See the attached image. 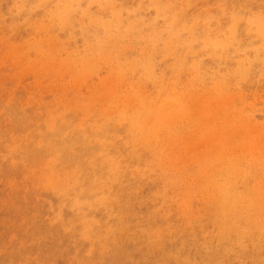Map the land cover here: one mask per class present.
Returning <instances> with one entry per match:
<instances>
[{
  "label": "rangeland",
  "instance_id": "obj_1",
  "mask_svg": "<svg viewBox=\"0 0 264 264\" xmlns=\"http://www.w3.org/2000/svg\"><path fill=\"white\" fill-rule=\"evenodd\" d=\"M263 22L264 0H0V264H264ZM189 90L197 100L186 98ZM183 97L190 105L202 101L201 109L179 110ZM224 97L233 98L229 106ZM143 100H150L145 108ZM152 101L158 112L173 105L159 115ZM212 101H219L215 121ZM160 116V123H179L162 125ZM249 125L259 131L249 135ZM215 132L228 139L214 145ZM208 138L215 141L198 151Z\"/></svg>",
  "mask_w": 264,
  "mask_h": 264
},
{
  "label": "bare ground",
  "instance_id": "obj_2",
  "mask_svg": "<svg viewBox=\"0 0 264 264\" xmlns=\"http://www.w3.org/2000/svg\"><path fill=\"white\" fill-rule=\"evenodd\" d=\"M109 1H110V0H109ZM162 1H163V0H162ZM220 2H221V1H220ZM223 2H224V1H223ZM225 2H226V1H225ZM113 3H114V2H113ZM119 3H120V2H119ZM168 3H169V2H168ZM189 3H190V1H189ZM199 3H200V2H199ZM108 4H109V3H108ZM108 4H107V5H108ZM114 4H116V3H114ZM186 4H187V3H186ZM191 4H192V3H191ZM225 4H226V3H225ZM225 4L223 3L222 5L225 6ZM99 5H100V4H99ZM105 5H106V4H105ZM139 5H140V4H139ZM139 5H138V6H139ZM161 5H162V3H161ZM169 5H170V4H169ZM196 5H199V4L196 3ZM201 5H202V4H201ZM23 6H25V5H23ZM108 6H109V5H108ZM121 6H122V5H121ZM138 6H137V7H138ZM153 6H154V5H153ZM163 6H165V5H163ZM232 6H233V5H232ZM234 6H235V4H234ZM234 6H233V7H234ZM246 6H247V5H246ZM110 7H111V6H110ZM123 7H124V6H122V8H123ZM137 7H136V8H137ZM170 7H171V6H170ZM186 7H188V6L186 5ZM225 7H226V6H225ZM56 8H57V7H56ZM67 8H68V7H67ZM117 8H118V7H117ZM168 8H169V7H168ZM188 8H189V7H188ZM218 8H219V5H218ZM235 8H236V7H235ZM237 8H238V7H237ZM20 9H21V8H20ZM58 9H59V8H58ZM109 9H110V8H109ZM113 9H114V7H113ZM120 9H121V8H120ZM151 9H152V8H151ZM161 9H162V8H161ZM181 9H182V8H181ZM210 9H211V8H210ZM210 9H209V10H210ZM212 9H213V8H212ZM216 9H217V7H216ZM244 9H245V8H244ZM139 10H140V9H139ZM185 10H187V8H186ZM207 10H208V9H207ZM209 10H208V11H209ZM224 10H225V9H224ZM227 10H228V9H227ZM232 10H233V9H232ZM234 10H235V9H234ZM236 10H237V9H236ZM239 10H240V9H239ZM239 10H238V11H239ZM241 10H242V9H241ZM52 11H53V10H52ZM119 11H120V10H119ZM119 11H118V13H119ZM133 11H134V10H133ZM205 11H206V10H205ZM212 11H213V10H212ZM212 11H211V12H212ZM217 11H218V10H217ZM58 12H59V11H58ZM180 12H181V11H180ZM201 12H202V11H201ZM201 12H199V13H201ZM211 12H210V13H211ZM220 12H221V11H220ZM241 12H242V11H241ZM253 12H255V11H253ZM253 12H252V14H253ZM50 13H51V11H50ZM133 13H134V12H133ZM237 13H238V12H237ZM249 13H251V12H250V9H249ZM260 13H261V11H260ZM55 14H56V13H55ZM232 14H233V15H231V16L233 17L235 14H234V12H233ZM241 14H242V13H241ZM241 14H240V15H241ZM50 15H51V14H50ZM113 15H114V14H113ZM166 15H167V14H166ZM173 15H174V14H173ZM173 15H172V16H173ZM211 15H212V14H211ZM167 16H168V15H167ZM214 16H215V14H214ZM241 16H242V15H241ZM114 17H115V19H116V16H114ZM120 17H121V16H120ZM155 17H156V13H155ZM162 17H163V15H162ZM175 17H176V16H175ZM204 17H206V16L204 15ZM212 17H213V16H212ZM226 17H227V16H226ZM256 17H259V16L257 15ZM117 18H118V17H117ZM141 18H142V17H141ZM157 18H158V17H157ZM167 18H168V17H167ZM173 18H174V17H173ZM177 18H178V17H177ZM219 18H220V17H219ZM233 18H234V17H233ZM253 18H254V17H253ZM120 19H121V18H120ZM162 19H164V18H162ZM197 19H198V18H197ZM207 19H208V18H207ZM257 19H258V18H257ZM259 19H260V18H259ZM113 20H114V19H113ZM141 20H142V19H141ZM176 20H177V19H175V21H176ZM233 20H234V19H233ZM243 20H244V19H243ZM107 21H108V20H107ZM122 21H123V19H122ZM146 21H147V20H146ZM175 21H174V23H175ZM195 21L197 22V20H195ZM237 21H238V20H237ZM240 21H241V20L239 19V22H240ZM254 21H255V20H254ZM102 22H103V21H102ZM109 22H110V20H109ZM142 22H143V21H142ZM176 22H177V21H176ZM205 22H206V21H205ZM235 22H236V21H235ZM256 22H257V21H256ZM261 22H262V21H261ZM94 23H95V22H94ZM103 23H104V22H103ZM198 23H200V22H198ZM237 23H238V22H237ZM247 23H248V22H247ZM254 23H255V22H254ZM257 23H258V22H257ZM263 23H264V22H263ZM100 24H101V23H100ZM134 24H135V23H134ZM137 24H138V21H137ZM150 24H151V23H150ZM152 24H153V23H152ZM203 24H204V23H203ZM94 25H95V24H94ZM108 25H109V24H108ZM192 25H193V24H192ZM249 25H250V23H249ZM101 26H102V25H101ZM103 26H104V25H103ZM195 26H196V25L194 24V27H195ZM233 26H234V25H233ZM115 27L119 28V26H115ZM132 27H133V26H132ZM134 27H135V26H134ZM140 27H141V26H140ZM152 27H153V26H152ZM171 27H172V26H171ZM184 27H185V25H184ZM184 27H183V28H184ZM223 27H224V26H223ZM128 28H129V27H128ZM209 28H210V27H209ZM244 28H245V27H244ZM111 29H112V28H111ZM133 29H134V28H133ZM139 29H140V28H139ZM144 29H145V28H144ZM154 29H155V28H154ZM170 29H171V28H170ZM224 29H225V28H224ZM251 29H252V27H251ZM255 29H256V28H255ZM137 30H138V29H137ZM142 30H143V29H142ZM155 30H156V29H155ZM187 30H188V29H187ZM187 30H185V31H187ZM191 30L193 31L194 29L191 28ZM229 30H230V29H229ZM236 30H237V29H236ZM110 31H111V30H110ZM157 31H158V30H157ZM214 31H215V30H214ZM221 31H222V29H221ZM248 31H249V30H248ZM105 32H106V31H105ZM127 32H128V31H126V33H127ZM183 32H184V31H183ZM198 32H199V31H198ZM201 32H203V31H201ZM225 32H226V31H225ZM128 33H130V31H129ZM177 33H178V32H177ZM179 33H180V32H179ZM193 33H194V31H193ZM221 33H222V32H221ZM229 33H230V32H229ZM246 33H247V32H246ZM249 33H250V31H249ZM251 33H253V32H251ZM255 33H256V30H255ZM255 33H254V34H255ZM117 34H118V33H117ZM117 34H115V36H116ZM159 34H160V33H159ZM159 34H158V35H159ZM194 34H195V33H194ZM200 34H201V33H200ZM204 34H205V33H204ZM256 34H257V33H256ZM122 35H123V34H122ZM131 35H132V34H131ZM146 35H147V34H146ZM149 35H150V34H148V36H149ZM170 35H171V34H169V36H170ZM180 35H181V33H180ZM115 36H114V37H115ZM144 36H145V35H144ZM161 36H162V35H161ZM226 36H227V35H226ZM238 36H239V35H238ZM259 36H260V35H259ZM263 36H264V34H263ZM116 37H117V36H116ZM166 37H168V36H166ZM170 37H171V36H170ZM178 37H180V36L178 35ZM219 37H220V36H219ZM239 37H240V36H239ZM128 38H129V37H128ZM137 38H138V37H137ZM147 38H148V37H147ZM222 38H223V37H222ZM261 38H263V37H261ZM161 39H162V38H161ZM172 39H173V38H172ZM181 39H182V38H181ZM219 39H220V38H219ZM237 39H238V38H237ZM239 39H240V38H239ZM253 39H254V38H253ZM108 40H109V39H108ZM135 40H136V39H135ZM144 40H145V39H144ZM174 40H175V39H174ZM174 40H173V41H174ZM210 40H211V39H209V41H210ZM223 40H224V39H223ZM255 40H256V39H255ZM114 41H115V40H114ZM146 41H147V40H146ZM157 41H160V40H157ZM163 41H164V40H163ZM173 41H172V42H173ZM179 41H180V39H179ZM179 41H178V43H179ZM204 41H205V40H204ZM204 41H203V42H204ZM206 41H208V39H206ZM209 41H208V42H209ZM220 41H221V39H220ZM225 41H226V40H225ZM240 41H241V40H240ZM104 42H105V41H104ZM108 42H109V41H108ZM127 42H128V41H127ZM142 42H143V41H142ZM164 42H166V41H164ZM191 42H192V41H191ZM193 42H194V41H193ZM193 42H192V43H193ZM232 42H233V41H232ZM244 42H245V41H244ZM244 42H243V43H244ZM120 43H121V42H120ZM130 43L132 44L131 41H130ZM237 43H238V41H237ZM107 44H108V43H107ZM115 44H116V43H115ZM127 44H129V43H127ZM165 44H166V43H165ZM168 44H169V43H168ZM183 44H186V43H183ZM183 44H182V45H183ZM204 44H205V43H204ZM211 44H212V42H211ZM218 44H219V43H218ZM241 44H242V43H241ZM247 44H248V43H247ZM105 45H106V44H105ZM138 45H140V43H139ZM146 45H147V43H146ZM152 45H153V44H152ZM177 45H178V44H177ZM131 46H132V45H130V47H131ZM184 46H185V45H184ZM203 46H204V45H203ZM212 46H213V44H212ZM227 46H229V45H227ZM114 47H115V46H114ZM120 47H121V46H120ZM206 47H207V46H206ZM206 47H205V48H206ZM236 47H237V44H236ZM236 47H235V48H236ZM244 47H245V46H244ZM255 47H256V46H255ZM258 47H259V46H258ZM263 47H264V46H262V48H263ZM104 48H106V47H104ZM104 48H102V49H104ZM128 48H129V47H128ZM131 48H133V46H132ZM146 48H147V47H146ZM158 48H160V47H158ZM177 48H178V47H177ZM200 48H201V47H200ZM202 48H203V47H202ZM205 48H203V49H205ZM223 48H224V46H223ZM223 48H222V50H223ZM260 48H261V47H260ZM151 49H152V48H151ZM154 49H155V45H154ZM171 49H172V48H171ZM213 49H215V48H213ZM241 49H242V48H241ZM249 49H250V48H249ZM257 49H259V48H257ZM124 50H125V49H124ZM226 50H227V49H226ZM246 50H247V49H246ZM253 50H254V49H253ZM263 50H264V49H263ZM100 51H101V50H100ZM118 51H119V50H118ZM174 51H175V50H174ZM227 51H228V50H227ZM240 51H242V50H240ZM255 51H256V49H255ZM261 51H262V50H261ZM102 52H103V53H102ZM106 52H107V50H102V51H101V53H102L103 55H104ZM109 52L112 53L111 51H109ZM142 52H143V51H142ZM150 52H151V51H150ZM190 52H191V51H190ZM236 52H237V51H236ZM244 52H246V51H244ZM175 53H177V52L175 51ZM175 53L173 52L174 55H176ZM231 53H232V52H231ZM242 53H243V52H242ZM259 53H260V52H259ZM141 54H142V53H141ZM144 54H145V52H144ZM166 54H167V52H166ZM168 54H169V53H168ZM173 54H171V55L174 57ZM191 54H192V53H191ZM221 54H222V53H221ZM228 54H229V53H228ZM232 54H233V53H232ZM243 54H244V53H243ZM243 54H242V55H243ZM124 55H125V54H124ZM142 55H143V54H142ZM142 55H141V56H142ZM152 55H153V54H152ZM169 55H170V54H169ZM233 55H235V54H233ZM244 55H245V54H244ZM106 56H107V55H106ZM106 56H105V57H106ZM125 56H126V55H125ZM209 56H211V54H210ZM223 56H224V55H223ZM8 57H9V56H8ZM102 57H103V56H102ZM102 57L100 56V59H102ZM167 57L169 58L170 56H167ZM227 57H228V56H227ZM245 57H248V56H245ZM259 57H260V56H259ZM126 58H127V57H125V60L127 61ZM141 58H142V57H141ZM151 58H152V57H151ZM180 58H182V57H180ZM185 58H186V57H185ZM220 58H221V60H222V57H220ZM98 59H99V58H98ZM143 59H144V58H143ZM197 59H198V58H197ZM201 59H202V58H201ZM210 59H211V58H210ZM227 59H228V58H227ZM246 59H247V58H246ZM263 59H264V58H263ZM135 60H136V59H135ZM150 60H151V59H150ZM161 60H163V59H161ZM178 60H179V59H178ZM207 60H208V59H207ZM214 60H215V58H214ZM216 60H217V59H216ZM239 60H241V59H239ZM243 60H244V59H243ZM141 61H142V60H141ZM141 61H140V62H141ZM151 61H152V60H151ZM164 61H165V60H164ZM180 61H181V60H180ZM184 61H185V59H184ZM184 61H182V62L184 63ZM194 61H195V60H194ZM202 61H203V60H202ZM246 61H247V60H245V62H246ZM248 61H249V60H248ZM248 61H247V62H248ZM252 61H253V60H252ZM256 61H257V60H256ZM261 61H262V60H261ZM96 62L99 63L98 61H96ZM116 62H117V61H116ZM138 62H139V61H138ZM176 62H177V61H176ZM195 62H196V61H195ZM195 62H193V63L195 64V66H197ZM205 62H206V61H205ZM220 62H222V61H220ZM225 62H226V61H225ZM97 63H96L95 65H97ZM120 63H121V62H120ZM148 63H149V62H148ZM183 63H182V64H183ZM193 63H192V64H193ZM202 63H204V62H202ZM231 63H232V62L230 61V64H231ZM233 63H234V62H233ZM253 63H254V62H253ZM104 64H106V63H104ZM108 64H109V63H108ZM134 64H135V63H134ZM159 64H160V63H159ZM177 64H178V62H177ZM182 64H181V65H182ZM208 64H209V63H208ZM225 64H226V63H225ZM263 64H264V63H263ZM119 65H120V64H119ZM175 65H176V64H175ZM184 65H186V64H184ZM201 65H203V64H201ZM221 65H222V64H221ZM238 65H239V64H238ZM101 66H102V65H101ZM106 66H107V65H106ZM139 66H140V65H139ZM222 66H224V65H222ZM226 66H227V65H226ZM99 67H100V66H99ZM132 67H133V66H132ZM137 67H138V66H137ZM169 67H170V66H169ZM169 67H168V68H169ZM180 67H182V66H180ZM180 67H179V68H180ZM216 67H217V65H216ZM250 67H251V66H250ZM263 67H264V66H263ZM86 68H87V67H86ZM129 68H130V67H129ZM152 68H153V66H152ZM187 68H188V67H187ZM235 68H236V67H235ZM243 68H244V67H243ZM243 68H242V69H243ZM190 69H191V67H190ZM218 69H220V68H218ZM232 69H233V68H232ZM255 69H256V68H255ZM91 70L93 71V69H91ZM136 70H137V68H136ZM154 70H155V69H154ZM176 70H177V69H176ZM178 70H180V69H178ZM191 70H192V69H191ZM257 70H258V69H257ZM84 71H85V70H84ZM89 71H90V70H89ZM148 71H150V69H149ZM151 71H152V70H151ZM187 71H188V70H187ZM193 71H194V70H193ZM210 71H211V70H210ZM217 71H218V70H217ZM227 71H228V70H227ZM77 72H78V71H77ZM86 72H87V71H86ZM86 72H85V73H86ZM104 72H105V71H104ZM135 72H136V71H135ZM135 72H134V70H133V73H135ZM144 72H145V71H144ZM153 72H154V71H153ZM177 72H178V71H177ZM180 72H181V71H180ZM191 72H192V71H191ZM191 72H190V75H191ZM202 72H203V71H202ZM212 72H213V71H212ZM218 72H219V71H218ZM222 72H223V71H222ZM230 72H231V71H230ZM74 73H75V72H74ZM79 73H80V72H79ZM85 73H83L84 76L87 74V73H86V74H85ZM93 73H94V71H93ZM108 73H109V72H108ZM108 73H106V74H108ZM175 73H176V72H175ZM203 73H204V72H203ZM223 73H224V72H223ZM226 73H227V72H226ZM251 73H252V72H251ZM254 73H255V72H254ZM261 73H263V71H262ZM88 74H89V73H88ZM179 74H180V73H179ZM195 74H196V73H195ZM195 74H194V76H195ZM197 74H198V73H197ZM215 74H217V73H215ZM79 75H80V74H79ZM90 75H92V74H90ZM97 75H98V74H97ZM104 75H105V74H104ZM104 75H103V77H104ZM117 75H118V73H117ZM161 75H162V73H161ZM180 75H181V74H180ZM208 75H209V74H208ZM212 75H213V74H212ZM218 75H219V74H218ZM220 75H221V74H220ZM99 76H100V75H99ZM140 76H141V75H140ZM154 76H155V75H154ZM159 76H160V75H159ZM200 76L203 77L202 75H200ZM205 76H207V75H205ZM214 76H215V75H214ZM235 76H236V75H235ZM76 77H77V75H76ZM76 77L74 76V78H76ZM81 77H83V76H81ZM116 77H117V76H116ZM120 77H121V76H120ZM146 77H147V76H146ZM151 77H152V76H151ZM191 77H192V75H191ZM201 77H200V78H201ZM210 77H211V76H210ZM233 77H234V76H233ZM233 77H232V78H233ZM260 77H261V76H260ZM85 78H86V76H85ZM114 78H115V77H114ZM138 78H139V76H138ZM160 78H161V77H160ZM162 78H163V77H162ZM196 78L198 79V78H199V75H198V77H196ZM196 78H194V81H195ZM204 78H205V77H204ZM204 78H203V80H204ZM217 78H218V77H217ZM224 78H225V77H224ZM232 78H231V79H232ZM119 79H120V78H119ZM130 79H131V78H130ZM149 79H150V77H149ZM157 79H158V77H157ZM191 79H192V78H191ZM214 79H215V78H214ZM219 79H220V78H219ZM234 79H235V78H234ZM257 79H258V78H257ZM257 79H256V81H257ZM102 80H103V78H102ZM109 80H110V79H109ZM109 80H108V81H109ZM117 80H118V79H117ZM122 80H123V79H122ZM188 80H189V79H188ZM198 80H199V79H198ZM215 80H216V79H215ZM103 81H104V80H103ZM112 81H113V80H112ZM157 81H158V80H157ZM178 81H179V80H178ZM186 81H187V80H186ZM218 81H219V80H218ZM225 81H226V80H225ZM235 81H236V80H235ZM105 82H106V81H105ZM114 82H115V81H114ZM152 82H154V80H153ZM155 82H156V81H155ZM158 82H159V81H158ZM158 82H157V84H158ZM188 82H189V81H188ZM190 82H191V80H190ZM190 82H189V83H190ZM196 82H197V80H196ZM196 82H195V83H196ZM203 82H205V81H203ZM231 82H232V81H231ZM110 83H111V82H110ZM121 83H122V82H121ZM121 83H120V84H121ZM173 83H174V82H173ZM233 83H234V82H233ZM237 83H238V82H237ZM248 83H249V82H248ZM250 83H251V82H250ZM105 84H106V83H105ZM139 84H140V83H139ZM141 84H142V83H141ZM212 84H213V83H212ZM214 84H215V83H214ZM243 84H244V83H243ZM107 85H108V84H107ZM191 85H193V84H191ZM229 85H230V84H229ZM246 85H247V84H246ZM246 85H245V86H246ZM139 86H140V85H139ZM139 86H138V89H139ZM158 86H160V83H159ZM184 86H185V84H184ZM201 86H202V85H201ZM205 86H206V85H205ZM209 86H210V85H209ZM237 86H238V84H237ZM239 86H240V85H239ZM239 86H238V87H239ZM106 87H107V86H106ZM142 87H143V85H142ZM199 87H200V86H199ZM211 87H212V86H211ZM219 87H220V86H219ZM111 88H112V87H111ZM143 88H144V87H143ZM143 88H142V91L144 92V89H143ZM160 88H161V86H160ZM185 88H186V87H185ZM185 88H184V89H185ZM192 88H193V87H192ZM212 88H213V87H212ZM212 88H211V91H212ZM217 88H218V87H217ZM239 88H240V87H239ZM112 89H113V88H112ZM112 89H111V90H112ZM161 89H162V88H161ZM198 89L200 90V88H198ZM218 89H219V88H218ZM218 89H217L216 91H218ZM235 89H236V88H235ZM113 90H114V89H113ZM140 90H141V89H140ZM162 90H163V89H162ZM164 90H165V88H164ZM164 90H163V93H162V94H164ZM178 90H179V89H178ZM192 90H194V88H193ZM203 90H204V89H203ZM230 90H231V89H230ZM173 91H174V88H173ZM176 91H177V90H176ZM189 91H191V90H189ZM115 92H116V91H115ZM127 92H128V91H127ZM131 92H132V91H131ZM159 92H160V91H159ZM171 92H172V91H171ZM187 92H188V91H187ZM187 92H186V93H187ZM193 92H194V91H191L189 95L186 94V93L184 92V93L187 95V97H186V95H185V97L188 99V96H190V95L192 96L193 94H196V92H194V93H193ZM201 92H202V91H201ZM218 92H219V91H218ZM129 93H130V92H129ZM129 93H127V94L129 95ZM138 93H139V91H138ZM191 93H192V94H191ZM210 93H211V92H210ZM210 93L208 94V96L210 95ZM220 93H221V92H220ZM225 93H226V92H225ZM230 93H231V91H230ZM106 94H107V93H106ZM111 94H112V93H111ZM143 94H144V93H143ZM149 94H151V93H149ZM156 94H157V93H156ZM162 94H160V95H162ZM174 94H175V93H174ZM197 94H198V93H197ZM204 94H205V93H204ZM211 94H213V93H211ZM125 95H126V94H125ZM138 95H139V94H138ZM146 95H147V94H146ZM146 95H145V96H146ZM157 95H158V94H157ZM160 95H159V97H161ZM168 95H169V94H168ZM201 95H202V94H201ZM206 95H207V94H206ZM214 95H215V94H214ZM236 95H237V94H236ZM121 96H122V95H121ZM142 96H143V95H141V97H142ZM162 96H163V95H162ZM204 96H205V95H204ZM204 96H203V97H204ZM106 97H107V95H106ZM127 97H128V96H127ZM147 97L149 98V95L146 96V98H145L146 100L148 99ZM185 97H183V98L185 99V102H186L187 99H186ZM192 97H194L195 100H197V98H198V97H196V96H192ZM195 97H196V98H195ZM138 98H139V97H138ZM204 98L207 99L206 96H205ZM208 98H209V97H208ZM212 98H213V97H212ZM239 98H241V96H240ZM123 99H124V101H125V100H126V101L128 100V98H125V96H124ZM129 99H130V98H129ZM145 99H144V100H145ZM156 99H157V98H156ZM156 99L153 100V101H157V103H158L160 100L158 101V100H156ZM159 99H160V98H159ZM177 99H178V98H177ZM179 99H180V101H179L178 103L176 102V103H177L176 105L178 106V108H179L180 104L183 105L182 107H184V104H188V106L194 105V106L196 107V103H198V106H197L196 108H194V109H196V111H197L198 108H200V109H201V107H202V109L204 108V99L202 98V96H201V99L203 100V102H202V101H198V102L193 101V102H195V103L192 102L193 104H191V105H190L189 103H187V102H186V103L182 102V101H184V100H182L181 98H179ZM190 99H191V98H189V100H187V101L189 102ZM199 99H200V98H199ZM199 99H198V100H199ZM201 99H200V100H201ZM209 99H210V98H209ZM224 99H225V101H224L223 98H222V100L225 102V104L227 103L228 106L230 105L231 100L233 101V98H230L231 100H230V102L228 103V99H226L225 97H224ZM244 99H245V98H244ZM105 100H106V98H105ZM114 100H115V99H114ZM118 100L120 101V99H118ZM144 100L142 101V102H143L142 105H141L142 107H144L146 104H148V103L150 102V100H149V102L146 101L147 103L145 102V103H146V104H145V103H144ZM181 100H182V101H181ZM220 100H221V99H220ZM222 100H221V101H222ZM106 101H107V100H106ZM121 101H122V100H121ZM121 101H120L119 103H121ZM129 101H130L129 104H130V106H131V104H133V101H132V99H130ZM153 101H152V105H150V106L152 107V106L154 105L153 109H154V110H157V111H156V113H157V112H158V108H157V107H159V106H158V104H157L156 102H155V104H156L157 106H155V104H153V103H154ZM162 101H163V100H162ZM167 101H168V100H167ZM208 101H209V100H208ZM208 101H207V102H208ZM223 101H222V102H223ZM234 101H235V98H234ZM245 101H246V100H245ZM117 102H118V101H117ZM131 102H132V103H131ZM163 102H164V101H163ZM190 102H191V101H190ZM199 102H202V103L200 104ZM207 102L205 101L206 104H208ZM212 102H213V101H212ZM125 103H127V102H125ZM167 103H168V102H167ZM216 103H219V101H217ZM216 103L213 102L211 105H212V106L214 105V108L217 107V109H218V108H219V104H216ZM235 103H236V101H235ZM123 104H124V103H123ZM127 104H128V103H127ZM134 104H135V103H134ZM170 104L173 105L172 103H170ZM178 104H179V105H178ZM199 104L201 105V107L199 106ZM206 104H205V105H206ZM215 104L218 105V106H215ZM220 104H221V103H220ZM232 104H233V102H232ZM232 104H231V105H232ZM135 105L137 106L138 103H136ZM135 105H134V106L132 105V106L134 107V109H137V107H136ZM163 105H164V104H163ZM165 105H169V104H165ZM165 105L163 106L162 109H161V108H159V109H161V111H162V110L164 111L165 108H166ZM171 105H169V106L167 107V108H168L167 111H170L169 108L172 107ZM174 105H175V104H174ZM202 105H203V106H202ZM211 105H210V106H211ZM227 105H226V106H227ZM130 106H129V107L125 106V108L127 107V108L129 109ZM148 106H149V105H148ZM177 106H175V107H176V109L178 110ZM207 106H208V105H206V109H207ZM228 106H227V107H228ZM111 107L114 108L115 106H111ZM135 107H136V108H135ZM145 107H146V106H145ZM145 107H144V108H145ZM151 107H150V109H149V110H151L150 112H152V110H153ZM160 107H161V106H160ZM164 107H165V108H164ZM175 107H173L174 110H175ZM182 107H181V108H182ZM250 107L252 108V105H251ZM115 108H116V107H115ZM115 108H114V109H115ZM118 108H120V107L118 106ZM125 108H124V109H125ZM139 108H140V107H139ZM139 108H138V109H139ZM144 108H143V109H144ZM147 108H148V107H147ZM155 108H157V109H155ZM181 108H179V110H181ZM189 108H190V107H188V109H189ZM191 108H192V106H191ZM191 108H190V115H191V113H192L193 111H195L194 109L192 110ZM244 108H245V107H244ZM106 109H107V108H106ZM114 109H113V110H114ZM131 109H132V108H130V110H131ZM173 109H172V110H173ZM188 109H186V113H187V111H189ZM200 109H199V110H200ZM211 109H213V108L211 107ZM217 109H216V108L213 109V111H215V112H212V110H210V111H211L210 113H211L212 115H213L214 113L217 115V116H216V115L214 114V116H213V118L215 117L214 121H215L216 119H218V118H216V117H218V115H219V114L216 113V112L219 113V111H217ZM225 109H226V108H225ZM227 109H228V108H227ZM252 109H253V108H252ZM3 110H4V109H3ZM113 110H112V111H113ZM115 110H117V109H115ZM125 110H126V109H125ZM144 110H145V109H144ZM144 110L141 111V109H140L141 113L144 112V113L146 114V112H145L146 110H145V111H144ZM179 110H178L177 112H178V113H181ZM183 110H184V109H183ZM199 110H198V111H199ZM204 110H205V109H203V111H202V112H203V115L206 114V113H205L206 110H205V111H204ZM207 110H208V109H207ZM218 110H219V109H218ZM242 110L244 111V109H242ZM127 111H128V110H126V113H127ZM134 111H135V110H134ZM161 111H159L158 114H159ZM196 111H195V112H196ZM235 111H236V110H235ZM107 112H108V111H107ZM136 112H137V111H136ZM154 112H155V111H154ZM164 112H165V111H164ZM164 112H163V113L161 112V114L164 115ZM172 112H174V111H172ZM175 112H176V111H175ZM182 112H183V111H182ZM195 112H193L192 115H193V114H197V117H199V114H200V113H198V112L195 113ZM244 112H245V111H244ZM247 112H248V111H247ZM115 113H116V112H115ZM168 113L170 114V112H168ZM168 113H167V114H168ZM178 113H177V116H178ZM235 113H236V112H235ZM242 113H243V112H242ZM242 113H241V114H242ZM112 114H113V113H112ZM128 114H129V113H128ZM150 114H151L152 117H148V118H147V120L151 118L149 121H151V120L154 118V117H153V113H150ZM150 114H149V116H150ZM161 114H159V115H161ZM174 114H175V115H174ZM183 114H184V113H183ZM239 114H240V113H239ZM124 115H125V114H124ZM132 115H133V114H132ZM142 115H143V114H142ZM154 115H155V113H154ZM192 115H191V116H192ZM200 115H201V114H200ZM206 115H207V114H206ZM209 115H210V114H208V116H209ZM220 115H221V114H220ZM234 115H235V114L233 113V115H231V117L234 116ZM156 116H158V115H156ZM156 116H155V117H156ZM171 116H173V117L175 116V117H176V113L171 114ZM180 116H182V113H181V115L179 114V119H178L179 122L182 121V118H183V117H181V119H180ZM127 117H128V116H127ZM137 117H138V116H137ZM163 117H164V116H163ZM173 117H172V120L170 119L171 122L173 121V122L171 123V125H172L173 123H174V124H175V123H179V122H175V121H174V120H177L178 117L175 118V119H173ZM193 117H195V115H193ZM209 117H210V116H209ZM220 117H222V116H220ZM226 117H227V116H226ZM234 117H235V116H234ZM241 117H242V116H241ZM243 117H244V116H243ZM132 118H133V117H132ZM187 118H188V117H187ZM210 118H211V117H210ZM239 118H240V116H239ZM160 119H161V120H160ZM160 119H158V120H159V123H160V121H162L161 116H160ZM183 119H184V118H183ZM197 119H199V118H197ZM211 119H212V118H211ZM211 119H208V118H207V120L203 119V120H205V121H202V122H206V121H208V120L211 122ZM227 119H228V117H227ZM227 119L224 120L225 123H228V122H229V121L227 122ZM242 119H243V118H242ZM121 120H122V116H121ZM128 120L131 121V118L127 119V121H128ZM132 120H133V119H132ZM137 120H138V119H137ZM140 120H141V118H140ZM147 120H146V122H149V121H147ZM167 120H168V119H167ZM167 120H166V121H167ZM170 120L167 121L169 124H170ZM194 120H195V119H194ZM212 120H213V119H212ZM220 120H222V119L220 118ZM220 120H219V121H220ZM243 120H244V121H247L245 118H244ZM125 121H126V120H125ZM127 121H126V122H127ZM142 121H143V119L141 120V122H142ZM152 121H153V120H152ZM152 121H151V122H152ZM164 121H165V120H164ZM200 121H201V120H200ZM214 121H213V122H214ZM217 121H218V120H217ZM219 121H218V122H219ZM131 122H132V124H133V121H131ZM141 122H140V123H141ZM167 122H165V123L163 122V123L165 124V126L168 125ZM182 122H183V121H182ZM193 122H194V121H193ZM193 122H192V123H193ZM222 122H223V121H222ZM236 122H237V121H236ZM251 122H253V120H252ZM124 123H125V122H124ZM129 123H130V122H129ZM137 123H138V122H137ZM140 123H139V124H140ZM143 123H144V122H143ZM143 123H141V124H143ZM163 123H160V124L163 125ZM166 123H167V124H166ZM180 123H181V122H180ZM189 123H190V122H189ZM198 123H200V122H198ZM216 123H217V122H214V124H216ZM223 123H224V122H223ZM225 123H224L223 125H225ZM241 123H242V122H241ZM134 124H135V123H134ZM141 124H140V125H141ZM147 124H148V123H147ZM147 124H146V125H147ZM152 124H153L152 126H153V128H154V127H155V126H154V121H153ZM157 124H158V122H155V125H157ZM160 124H159V126H162V125H160ZM182 124H183V123H182ZM182 124H181V125H182ZM187 124H188V123H187ZM202 124L205 126L204 123H202ZM202 124H201V123L199 124V125L202 126V128L200 127L201 130L204 128ZM236 124H239V123H236ZM236 124H235V125H236ZM250 124H251V123H250ZM148 125H150V124H148ZM171 125H170V126H171ZM176 125H178V128H179V125H180V124H176ZM210 125H211V123L208 124V127H209ZM218 125H222V123L220 122ZM235 125H234V127H237V125H236V126H235ZM239 125H240V124H239ZM174 126H175V125H174ZM214 126H215V125H214ZM216 126H217V125H216ZM246 126H247V125H245L244 127H246ZM258 126L261 127V124H259ZM142 127L144 128V127H147V126L143 125ZM150 127H151V126H150ZM219 127H220V128H218V127H216V128H218L219 130L222 129V128H221L222 126H219ZM249 127H250V125H249ZM252 127H253V129H256L257 132L259 131V130H257V128H254V127H256V125H255V126H251L250 129L247 128V130H246V132L249 130V132H248L249 135H252V134H250V133H251L250 131H251V128H252ZM95 128H96V127H95ZM155 128L163 133V131L160 130L161 127H158V126H157V127H155ZM168 128H169V126H168L166 129H165V127H164L165 131H167ZM171 128H172V127H170V129H171ZM176 128H177V126H176ZM232 128H233V127H232ZM232 128H231V129H232ZM238 128L240 129V127H237L236 129H233V130H232V132H233L234 130H236V135H237V134L239 133V131H240V130H238ZM242 128H243V127H242ZM242 128H241V130H242ZM133 129H136V130H137V128H134V127H133ZM133 129H132V130H133ZM170 129H169V130H170ZM194 129H196V128H194ZM231 129H230V131L228 130V132H231ZM253 129H252V133L255 135L257 132H255ZM130 130H131V129H130ZM136 130H134V131H136ZM143 130H144V129H143ZM145 130H148V129H145ZM174 130H175V129H174ZM184 130H185V129H184ZM154 131H155V129H154ZM159 131H158V132H159ZM182 131H183V130H182ZM186 131H187V130H186ZM197 131H200V130L197 129ZM237 131H238V132H237ZM244 131H245V128H243L242 132H244ZM253 131H254V132H253ZM260 131H261V130H260ZM130 132H131V131H130ZM148 132H149V130H148ZM174 132H175V131H174ZM193 132H196V131L194 130V131H192V133H193ZM219 132H220V131H218V133H219ZM137 133H139V132L137 131ZM153 133H154V132H153ZM159 133H160V132H159ZM162 133H161V134H162ZM207 133H208V130H207ZM207 133H206V134H207ZM211 133H212V132H211ZM211 133H208V134H211ZM215 133H216V132H215ZM263 133H264V132H263ZM263 133H260L259 136L256 134V137L258 136V138L260 137V139H261V138L263 137V136H262ZM119 134H120V133H119ZM135 134H136V133H135ZM147 134H149V133H147ZM147 134H146V135H147ZM206 134H205V135H206ZM212 134H213V133H212ZM228 134H229V133H228ZM228 134H227V133L225 134V132H224V134H223L222 136H224V138L227 137V139H228V136H226V135H228ZM234 134H235V132H234ZM244 134H245V133H244ZM261 134H262V135H261ZM157 135H158V134H157ZM232 135H233V134L230 133V136H229V137H231ZM236 135H234V137H232L233 140H235V138L238 136V135H237V136H236ZM241 135H242V134L239 133V137H240V138H241ZM245 135H247V134H245ZM260 135H261V136H260ZM140 136H141V135H140ZM140 136H139V137H140ZM169 136H170V135H169ZM172 136H174V135H172ZM191 136H192V135H191ZM217 136H219V135L216 133L215 139H217L218 141L216 140V143H214V145H217V142H221L222 139H223L222 136H220V137H221L220 139H219V137L217 138ZM235 136H236V137H235ZM129 137H130V135H129ZM144 137H145V136H144ZM158 137H159V136H158ZM166 137H167V136H166ZM181 137H182V136H181ZM184 137H185V136H184ZM184 137H182V138H183V141H184L183 143L186 144V143H185V142H186L185 140H188V142H189V137H187V136H186L187 138H184ZM212 137L214 138V134H213ZM146 138H147V136H146ZM146 138H145V139H146ZM171 138H172V137H171ZM210 138H211V136H210ZM232 138H230V139H232ZM242 138H243V137H242ZM246 138H247V136L245 137V139H246ZM145 139H144V140H145ZM153 139H154V138H153ZM155 139H156V138H155ZM184 139H185V140H184ZM215 139H212V140L215 141ZM250 139H251V138H250ZM129 140H130V138H129ZM134 140H135V139H134ZM140 140H142V139L140 138ZM140 140L138 139V141H140ZM156 140H157V139H156ZM164 140H165V138H164ZM169 140H170V139H169ZM190 140H191V139H190ZM210 140H211V139H210ZM210 140H209V138H208V140H204V139H203V141H201L200 143H197V144L199 145V144H201V143H206L207 141H209V142L206 143L205 147L207 146V144H209V145L211 146V142H212V140H211V141H210ZM238 140H239V139H238ZM145 141H147V140H145ZM145 141H144V142H145ZM153 141H154V140H153ZM153 141H152V139H150V142L153 143ZM175 141H177V140H175ZM181 141H182V140H181ZM231 141H232V140H231ZM231 141H230V143H231ZM250 141H251V140H250ZM255 141H256V140H255ZM259 141H260L261 144H262V141H261V140H259ZM133 142H134V141H133ZM136 142H137V141H136ZM142 142H143V141H142ZM144 142H143V143H144ZM154 142H155V141H154ZM157 142H158V141H157ZM192 142H193V139L190 141V143L192 144ZM226 142H227V141H226ZM138 143H139V142H138ZM146 143H147V142H146ZM190 143L188 144V146L190 145ZM212 143H213V142H212ZM222 143H223V142H222ZM227 143H228V142H227ZM230 143H229V145H227V148H226L227 150H228V146L233 145L232 143H231V144H230ZM255 143H256V142H255ZM255 143L253 142L252 145H250V143H249V146H248L247 143H246V147L244 146L245 148H244V147H242V148H244L245 151L249 152V151H250L249 149L246 150L247 146L250 147V148H252V149H253V147L256 148V146H258L259 144L253 146V144H255ZM154 144H155V143H153V147L155 146ZM177 144H178V143H177ZM194 144H196V143L193 142L192 146H194ZM197 144H196L194 147L191 146V148H193V149L196 148V149H197V148H198V147H197ZM135 145H136V144H135ZM142 145H143V144H142ZM203 145H204V144H203ZM240 145H241V144H240ZM243 145H244V144L242 143L241 146H243ZM185 146H186V145H185ZM200 146H201V148H202V144L199 145L198 151H199V149H200ZM252 146H253V147H252ZM135 147H136V146H134V148H135ZM146 147H147V146H146ZM153 147H152V150L149 148V149L151 150V152L153 151V149H156V148H153ZM208 147H209V146H208ZM208 147H207V148H208ZM216 147H217V146H216ZM216 147H215V148H216ZM230 147H231V146H230ZM232 147H233V146H232ZM239 147H240V146H239ZM239 147H238V148H239ZM134 148H133V149H134ZM191 148H190V150H191ZM210 148H211V147H210ZM212 148H213V147H212ZM215 148H214V149H215ZM236 148H237V147H235V149H236ZM242 148L240 147V149H242ZM257 148H260L259 150H261V145H260L259 147H257ZM193 149H192V151L195 150V149H194V150H193ZM224 149H225V148H224ZM224 149H223V150H224ZM226 149H225L224 151H226ZM235 149H233V151H235ZM240 149H239V150H240ZM146 150H148V148H147ZM181 150H182V149H181ZM187 150L189 151V155H190V152H192V151H190L189 149H187ZM200 150H201V149H200ZM216 150H217V148H216ZM216 150H214V151H216ZM231 150H232V149H231ZM231 150H229V151L232 153ZM236 150H238V149H236ZM239 150H238V151H239ZM242 150H243V149H242ZM242 150H241L240 152H243ZM254 150H255V149H254ZM229 151H227L228 153H227V152H223V153H221V154L223 155L224 153H225V154L227 153L226 155H228V154H229ZM238 151H237V153H238ZM245 151H244L243 153L246 154ZM256 151H257V152H256ZM256 151H255V152L258 153V150H256ZM151 152H150V153H151ZM181 152H182V151H181ZM183 152H184V151H183ZM185 152H187V151H185ZM195 152H197V151H195ZM251 152H253V153L255 154V152H254L253 150H252ZM201 153H202V152H201ZM237 153H236V152H235V153L233 152L232 155H234V154L238 155ZM260 153H261V152L259 151V154H260ZM139 154H140V153H139ZM164 154H165V153H164ZM172 154H174V153L172 152ZM198 154H199V153H198ZM214 154H215V153H214ZM221 154H220V156H221ZM225 154H224V155H225ZM239 154H240V153H239ZM254 154H253V155H254ZM151 155H152V154H151ZM176 155H177V154H176ZM181 155H182V154H181ZM183 155H184V153H183ZM193 155H194V154H193ZM218 155H219V154H218ZM226 155H225V156H226ZM229 155H230V154H229ZM229 155H228V156H229ZM240 155H241V154H240ZM257 155H258V154H257ZM261 155H262V153H261ZM152 156H153V155H152ZM156 156H157V155H156ZM160 156H161V155H160ZM201 156H202V155H201ZM203 156H204V154H203ZM206 156H207V155H206ZM241 156H242V155H241ZM255 156H256V155H255ZM255 156H254V157H255ZM162 157H163V155H162ZM190 157L192 158V156H190ZM199 157H200V155H199ZM242 157L245 158V156H242ZM256 157H257V156H256ZM262 157H264V156H262ZM157 158H158V157H157ZM164 158H165V157H164ZM202 158H203V157H202ZM239 158H240V156H239ZM194 159H195V160H193V158H192V159H190V160H192L193 163H195V161L198 160V158H197V159L194 158ZM199 159H200V158H199ZM212 159H213V158H212ZM241 159H242V158H241ZM241 159L239 160L240 162L243 160V159H242V160H241ZM151 160H152V158H151ZM162 160H163V159H162ZM186 160H187V159H186ZM190 160H189V161H190ZM201 160H202V159H201ZM155 161H156V160H155ZM168 161H169V159H168ZM170 161H171V158H170ZM239 161H238V163H239ZM259 161H260V160H259ZM150 162H151V161H150ZM157 162H158V160H157ZM183 162H184V161H183ZM154 163H155V162H154ZM159 163H160V162H159ZM163 163H164V161H163ZM163 163H162V164H163ZM168 163H169V162H168ZM172 163H173V162H172ZM196 163H197V162H196ZM233 163H234V162H233ZM160 164H161V163H160ZM160 164H159V165H160ZM173 164H174V163H173ZM179 164H180V163H179ZM200 164H201V163H200ZM220 164H222V163H220ZM223 164H224V166H226L227 163L225 162V163H223ZM246 164H247V163H246ZM167 165H168V164H167ZM204 165H205V164H204ZM204 165H202V166H204ZM208 165H209V164H208ZM238 165H239V164H238ZM160 166H161V165H160ZM231 166H234V165L231 164ZM155 167H156V166H155ZM157 167H158V166H157ZM170 167H171V165H170ZM180 167H181V166H179V169H180ZM182 167H183V165H182ZM215 167H217V166L215 165ZM171 168H172V167H171ZM171 168H170V169H171ZM222 168H223V167H222ZM232 168H233V167H232ZM244 168H245V167H244ZM166 169H167V167H166ZM173 169H174V168H173ZM236 169H238V168H236ZM167 170H168V169H167ZM174 170H175V169H174ZM177 170H178V169H177ZM199 170H200V168H199ZM221 170H222V169H221ZM225 170H226V169H225ZM232 170H233V169H232ZM164 171H165V170H164ZM180 171H181V170H180ZM180 171H179V172H180ZM212 171H213V169H212ZM218 171H219V170H218ZM167 172H168V171H167ZM203 172H205V171H203ZM164 173H165V172H163V174H164ZM240 173H242V172H240ZM244 173H245V172H244ZM244 173H243V174H244ZM176 174H177V173H176ZM210 174H211V173H210ZM213 174H214V172H213ZM166 175H167V174H166ZM223 175H224V174H223ZM232 175H233V174H232ZM190 176H191V175H190ZM198 176H199V175H198ZM208 176H209V175H208ZM213 176H214V175H213ZM239 176H240V175H239ZM246 176H247V175H246ZM174 177H175V176H174ZM186 177H187V176H186ZM186 177H185V178H186ZM191 177H192V176H191ZM243 177H244V176H243ZM165 178H166V177H165ZM185 178H184V179H185ZM188 178H189V177H188ZM188 178H187V179H188ZM197 178H198V177H197ZM209 178H211V177H209ZM225 178H226V177H225ZM225 178H224V179H225ZM232 178H233V177H232ZM251 178H252V177H251ZM251 178H250V179H251ZM187 179H186V180H187ZM192 179H193V177H192ZM199 179H200V178H199ZM171 180H172V179H171ZM194 180H195V179H194ZM220 181H221V180H220ZM253 181H254V180H253ZM171 182H172V181H171ZM224 182H225V181H224ZM176 183H177V182H176ZM195 183H196V181H195ZM232 183H233V182H232ZM174 184H175V183H174ZM177 184H178V183H177ZM188 184H189V183H188ZM192 184H193V183H192ZM200 184H201V183H200ZM212 184H214V183H212ZM222 184H223V182H222ZM195 185H196V184H195ZM220 185H221V184H220ZM179 186H180V185H179ZM227 186H228V185H227ZM185 187H186V186H185ZM189 188H190V187H189ZM213 188H214V187H213ZM215 188H216V187H215ZM215 188H214V189H215ZM214 189H213V190H214ZM186 190H187V189H186ZM203 190H204V189H203ZM216 190H217V189H216ZM221 190H222V188H221ZM214 191H215V190H214ZM191 192H192V191H191ZM194 192H195V191H194ZM202 192H203V191H202ZM215 192H216V191H215ZM222 192L224 193V191H222ZM225 192H226V191H225ZM229 192H230V191H229ZM229 192H228V193H229ZM241 192H242V191H241ZM199 193H201V192H199ZM199 193H198V194H199ZM205 193H206V192H205ZM216 193H217V194H216ZM216 193H215V194H216L215 198H217L218 195H221V193H220V194H219L218 192H216ZM244 193H245V192H244ZM189 194H190V193H189ZM209 194H210V193H209ZM209 194H208V195H209ZM183 195L185 196L186 194H183ZM205 195H206V194H205ZM188 196H189V195H188ZM191 196H192V195H191ZM199 196H200V195H199ZM206 196H207V195H206ZM226 196H227V195H226ZM224 197H225V196H224ZM232 197H233V196H232ZM235 197H236V195H235ZM253 197H254V196H253ZM220 198H221V197H220ZM218 199H219V197H218ZM242 199H243V198H242ZM242 199H241V200H242ZM254 199H255V198H254ZM228 200H229V199H228ZM218 201H219V200H218ZM222 201H223V199H222ZM231 201H232V200H231ZM239 201H240V200H239ZM255 201H256V200H255ZM223 202H224V201H223ZM241 202H242V201H241ZM244 202H245V201H244ZM224 203H226V202H224ZM227 203H228V201H227ZM231 203H232V202H231ZM247 203H249V202H247ZM239 204H240V203H239ZM241 204H242V203H241ZM243 204H244V203H243ZM245 204H246V203H245ZM249 204H250V203H249ZM255 204H256V203H255ZM227 205H229V204H227ZM251 205H252V204H251ZM223 206H224V205H223ZM225 207H227V206L225 205ZM228 207H229V206H228ZM229 208H230V207H229ZM235 209H236V208H235ZM262 209H263V208H262ZM255 210H256V209H255ZM236 211H237V210H236ZM255 212H256V211H255ZM255 212H254V213H255ZM262 214H263V213H262ZM228 215H229V214H228ZM250 215H251V214H250ZM241 216H242V214H241ZM256 216H257V215H256ZM259 216H260V215H259ZM230 217H231V216H230ZM68 218H69V217H68ZM232 218H233V217H232ZM245 218H246V217H245ZM263 219H264V218H263ZM248 220H249V219H248ZM262 221H263V220H262ZM231 223H232V222H231ZM259 227H260V225H259ZM47 260H48V259H47Z\"/></svg>",
  "mask_w": 264,
  "mask_h": 264
}]
</instances>
